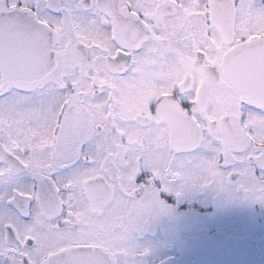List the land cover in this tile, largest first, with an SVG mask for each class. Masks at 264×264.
Segmentation results:
<instances>
[{
	"label": "snow or ice",
	"instance_id": "1",
	"mask_svg": "<svg viewBox=\"0 0 264 264\" xmlns=\"http://www.w3.org/2000/svg\"><path fill=\"white\" fill-rule=\"evenodd\" d=\"M210 186L264 205V0H0V264H140Z\"/></svg>",
	"mask_w": 264,
	"mask_h": 264
},
{
	"label": "flooded vegetation",
	"instance_id": "2",
	"mask_svg": "<svg viewBox=\"0 0 264 264\" xmlns=\"http://www.w3.org/2000/svg\"><path fill=\"white\" fill-rule=\"evenodd\" d=\"M190 188L191 187L179 188V190L182 192V195L179 197H177L175 193L164 195V199L168 205L167 210L170 212L173 211V216L175 217L174 229L181 227L178 222L179 220L182 222V224L184 222V225L190 222L192 223L189 218L180 219L181 214L177 211L179 210L181 213H188L187 211L191 212L194 210L195 201L192 199V197L186 196L184 198L185 193L187 195L191 193ZM221 202L223 201L218 199L215 202L216 205L209 204L210 208H213V210H215V208L219 209L222 204H218ZM244 204L252 205V208H254L255 218L258 222V226L264 224V205L244 200V202L237 206ZM231 206L235 207L234 205ZM213 210L208 209L207 215L210 213L209 216L214 217L215 213L212 212ZM155 220L158 224V227L154 226L152 230L149 229L144 233L143 236L139 238L141 242H144L150 237L155 240L154 248H152L150 245L145 246L150 249L147 257L152 259L150 262L143 261V264H264V242L261 244V241L264 240V234L260 236L258 240H255L257 242L254 245L252 244V248V246H250L244 238L242 240L240 236H234L238 237L239 240H228L224 238L220 234L222 231L216 230L217 227H212L213 230L208 229L207 233H205L203 237L194 236L192 235L193 232H191L189 229H186V231H184V233L181 235H177L176 233V239L170 241V248L173 251L168 254L166 252L168 244L166 243L167 233L164 215H159L156 219H154L152 221L153 225L155 224ZM252 238L254 239V237ZM162 252H166V254L163 256L155 254ZM152 255H154V257Z\"/></svg>",
	"mask_w": 264,
	"mask_h": 264
},
{
	"label": "rangeland",
	"instance_id": "3",
	"mask_svg": "<svg viewBox=\"0 0 264 264\" xmlns=\"http://www.w3.org/2000/svg\"><path fill=\"white\" fill-rule=\"evenodd\" d=\"M190 189H191L190 190L191 193L189 195L185 193L184 198L186 196L192 197V199L195 201L194 210L196 208V211L194 210H192L191 212L187 211L188 213L186 212L181 213L179 210L177 211L178 213L181 214L180 219L189 218V220L192 221L193 224L190 222L184 225L185 223L183 222L182 224V222H180L179 220L178 222L181 227L174 229L175 217L173 216V211L170 212L166 210L159 214V215H164V222L167 233L166 243L168 244L166 252L168 254H170L173 251L170 248L171 247L170 241L176 239V233L177 235H181L182 233H184V231H186V229H189L191 232H193L192 235L194 236L203 237L205 233H207L208 229L213 230L212 227H217L216 230H221L222 233L220 234L224 238L228 240H233V239H238V237H234V236H240V238L242 240L244 238L249 243L250 246H252V244L254 245L257 242L255 240L256 239L258 240V238L264 234V224L258 226V222L255 218V210L254 208H252V205L244 204L237 206L240 203L244 202L243 199L236 198L235 196L231 195L230 192L222 191L216 186H210L205 189L191 187ZM218 199L223 201L220 204H218V205L222 204V206H220L219 209L215 208V210H213V208H210V205L215 204V202ZM231 205H234L235 207H232ZM208 209L213 210L212 212L215 213L214 217L209 216L210 213H208L207 215ZM154 223H155L154 225L153 223L150 224L149 226L150 230H152L154 226L158 227L156 220ZM223 233L226 235H224ZM242 234L245 236H243ZM252 237H254V239ZM263 242L264 240L261 241V244H263ZM140 243H142L144 246L150 245L152 248L155 247V240H153L152 237L148 238L144 242L140 241ZM166 252L155 253V254L163 256L166 254ZM152 256L154 257V255ZM151 259L152 258H148L147 256H145L142 258L140 264H143V261L150 262Z\"/></svg>",
	"mask_w": 264,
	"mask_h": 264
}]
</instances>
